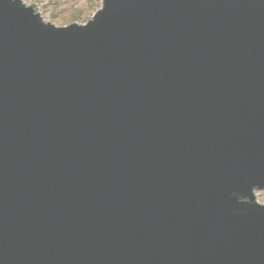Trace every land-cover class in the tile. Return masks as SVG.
Instances as JSON below:
<instances>
[{"label":"water","instance_id":"water-1","mask_svg":"<svg viewBox=\"0 0 264 264\" xmlns=\"http://www.w3.org/2000/svg\"><path fill=\"white\" fill-rule=\"evenodd\" d=\"M260 190L264 0H0V264H264Z\"/></svg>","mask_w":264,"mask_h":264},{"label":"rangeland","instance_id":"rangeland-1","mask_svg":"<svg viewBox=\"0 0 264 264\" xmlns=\"http://www.w3.org/2000/svg\"><path fill=\"white\" fill-rule=\"evenodd\" d=\"M26 5L35 4L46 22L56 26L71 22L84 24L97 10L101 0H22ZM257 200L264 204V191L256 192Z\"/></svg>","mask_w":264,"mask_h":264},{"label":"bare ground","instance_id":"bare-ground-1","mask_svg":"<svg viewBox=\"0 0 264 264\" xmlns=\"http://www.w3.org/2000/svg\"><path fill=\"white\" fill-rule=\"evenodd\" d=\"M39 13H40V12H39ZM97 16H98V15H97ZM97 16H96V17H97ZM75 23H78V22H75ZM66 25H68V24H66ZM62 26H64V25H62Z\"/></svg>","mask_w":264,"mask_h":264}]
</instances>
